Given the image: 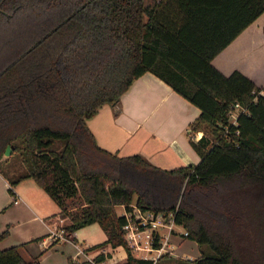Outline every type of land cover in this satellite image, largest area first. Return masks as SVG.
Returning <instances> with one entry per match:
<instances>
[{"label":"trees","instance_id":"obj_1","mask_svg":"<svg viewBox=\"0 0 264 264\" xmlns=\"http://www.w3.org/2000/svg\"><path fill=\"white\" fill-rule=\"evenodd\" d=\"M263 11L264 0H0V159L17 150L16 181L33 179L57 204L65 236L97 223L106 238L90 248L122 246L120 264H264V87L211 63ZM146 71L199 108L197 163L162 168L95 142L86 119ZM235 102L245 111L232 124ZM131 204L171 213L200 254L136 257L115 211ZM31 262L17 245L0 248V264Z\"/></svg>","mask_w":264,"mask_h":264},{"label":"crops","instance_id":"obj_2","mask_svg":"<svg viewBox=\"0 0 264 264\" xmlns=\"http://www.w3.org/2000/svg\"><path fill=\"white\" fill-rule=\"evenodd\" d=\"M211 63L225 75L237 69L258 87H264V11L219 51ZM260 92L264 93L262 90ZM198 114L197 106L155 74L146 71L131 82L117 103L102 104L94 115L86 119V124L100 147L121 156L138 153L156 166L173 168L199 161V155L189 141V124ZM9 186L0 174V231L4 225L9 228V233H38L24 236L11 244L18 246L25 260L31 261L36 257L37 264H41L40 260L44 264L46 253L51 252L54 242L62 241L73 243L76 249V254H69L66 262L69 258L77 262L90 260L99 252L109 254L103 260L105 264L125 261L126 253L120 245L114 248L109 245L90 248L106 238L102 229L103 233H98L100 238L92 242L89 240L91 234L80 233L85 226L97 228L95 222L76 229L66 238L49 240V233L58 230L59 222L64 220L53 215L58 209L55 210L49 199L33 186L29 185L28 190L24 191L17 183L11 187L13 194L8 192ZM13 197L17 199L16 203L12 201ZM24 216L26 219H23ZM35 221L39 223L38 231L42 232H35ZM172 232L167 236L168 253L171 257L183 258L180 257L182 251L178 250L183 244L182 233ZM7 246L10 245L0 248ZM79 248L82 252H79ZM136 257L149 258V255ZM61 261L65 263L63 259ZM158 263L176 264L163 260Z\"/></svg>","mask_w":264,"mask_h":264},{"label":"rangeland","instance_id":"obj_3","mask_svg":"<svg viewBox=\"0 0 264 264\" xmlns=\"http://www.w3.org/2000/svg\"><path fill=\"white\" fill-rule=\"evenodd\" d=\"M106 105H109V104L106 103ZM203 132H205V131L204 130L190 131V135H191V137H193L196 140V139H198L199 136H201L203 134ZM206 133L209 137H211V134L209 132L206 131ZM25 168H26V165H25L23 159L21 158V156L17 150H13L12 152L10 150V152L7 155H4L0 159V174L5 178V180H7V182L9 183V185L11 187L15 186L17 183H19V187L22 190L27 191L29 188V185L33 186V187H35V189H37L39 191V193H41V195H44V197H46V199H49L50 203H52L54 205L55 210H57L58 209L57 204L48 196V194L41 187H39L37 185V183L33 179L26 178V180L21 179L19 181H16L18 175H20L22 172H24ZM74 202H77V200H74ZM115 211L117 214H122L124 211V208L121 205H116ZM23 219H26V216H24ZM57 219L60 220L61 218L58 217ZM67 221H68V219L64 218L63 221L59 222L58 229L61 228L60 226ZM95 225H96L95 227H97V228H93V226H85L84 228H82V230H80V233L91 234V239H89L90 242H92L95 239L98 240L100 238L98 236L99 235L98 233H103L101 228L97 224H95ZM2 226H3L2 230L7 228L4 225H2ZM21 227L22 226L20 225V228ZM34 227H35V232H39V233L42 232V231H38L39 230V223L37 221L34 222ZM173 229L176 232L173 231L172 233L184 232L183 227L181 225H178V224H174ZM7 230H8V233L6 234V236L0 240V242H1L0 246L11 245V244L17 242L18 240H20V238H22L24 236H28L29 234H31V236H35L36 234H38V233H9V228H7ZM160 231L162 233H165L164 229H161ZM65 238H66V236H65ZM166 246L168 247V245H166ZM201 249L204 252H209V249L205 245H203ZM178 250L182 251L183 254L180 257H183V259L184 258L192 259V258H194L200 254L196 243L190 239H187V238L183 239V244L180 246V249H178ZM50 251L51 252L46 253V256H45L46 259H45L44 264H65V263H67L66 259H67L69 254L70 255L76 254V249H75V246L73 243L62 242V241L54 242L53 246L50 248ZM149 253L150 254H148V251L133 249L134 255H136V256L142 255L143 256V255L147 254V255H149V258L155 260L156 259V252L151 251ZM60 259H63V262H65V263H62V261L60 262ZM40 263L42 264L43 261L40 260ZM30 264H37V263L31 262ZM116 264H118V263H116ZM157 264H159V263H157Z\"/></svg>","mask_w":264,"mask_h":264},{"label":"built area","instance_id":"obj_4","mask_svg":"<svg viewBox=\"0 0 264 264\" xmlns=\"http://www.w3.org/2000/svg\"><path fill=\"white\" fill-rule=\"evenodd\" d=\"M245 111V108L235 102L231 105L229 110V121L232 124L236 123V117L239 112ZM12 201L17 202V199L13 197ZM132 209L130 211H124L125 223L123 225L124 237L127 243L136 250L144 251H155L156 258L165 252H168V234L173 231V221L172 214L165 215L162 212H153L151 210H142L137 206L131 204ZM164 229L165 233H162L160 230ZM159 233L160 246L154 248L152 242L154 239V234ZM186 234V232H182ZM59 238H65L64 230L59 228L58 230L51 231L48 235L49 240H56ZM79 252L82 250L79 248ZM154 260V259H153ZM89 261H92L90 259ZM94 264H105L104 261H100Z\"/></svg>","mask_w":264,"mask_h":264},{"label":"water","instance_id":"obj_5","mask_svg":"<svg viewBox=\"0 0 264 264\" xmlns=\"http://www.w3.org/2000/svg\"><path fill=\"white\" fill-rule=\"evenodd\" d=\"M10 152V147L7 146L4 151V155H7Z\"/></svg>","mask_w":264,"mask_h":264}]
</instances>
